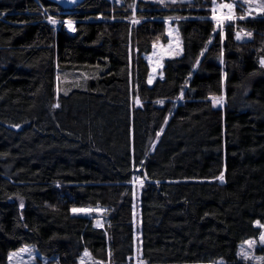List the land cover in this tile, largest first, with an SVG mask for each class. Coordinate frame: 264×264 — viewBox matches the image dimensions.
<instances>
[{
	"label": "trees",
	"instance_id": "16d2710c",
	"mask_svg": "<svg viewBox=\"0 0 264 264\" xmlns=\"http://www.w3.org/2000/svg\"><path fill=\"white\" fill-rule=\"evenodd\" d=\"M124 2L0 0V264L23 246L129 264L135 174L144 264H237L264 226V16H234L221 39L200 5L140 3L133 26ZM167 19L182 53L149 86L142 56ZM88 206L108 210L105 227L70 212Z\"/></svg>",
	"mask_w": 264,
	"mask_h": 264
},
{
	"label": "rangeland",
	"instance_id": "374dc122",
	"mask_svg": "<svg viewBox=\"0 0 264 264\" xmlns=\"http://www.w3.org/2000/svg\"><path fill=\"white\" fill-rule=\"evenodd\" d=\"M109 2H113L117 5V7H123L124 4H128L124 2V0H108ZM148 4L155 8H168V7H177L181 8L183 6L192 7V6H202L205 9L209 10L210 16L209 20H211L214 24V29L216 33L220 34V38H223L225 32V24L229 22L228 19H221L220 23L218 24L216 20H213V7L216 8L215 15L220 18L223 17V8L221 5L223 4H231L233 6L232 14L235 19H250V18H257L258 16H264V11H260V8L264 6V0H131V5L128 6V10L131 13L132 18L130 19V23L134 26L142 22L143 20L137 17V4ZM199 8V7H197ZM201 8V7H200ZM226 9V8H225ZM228 10V9H227ZM243 17V19H241ZM48 21L52 24L55 28H59L60 26L64 27V29L69 33L72 34L75 27V22L67 20L63 23L59 21H55V23L50 22L49 18ZM71 22L72 30L69 29L68 24L66 22ZM164 24V37L165 40L162 41L161 39L154 42L152 45L150 53L143 55L142 58L145 60L149 67V75L147 79V84L150 86L152 85L157 79L162 78V69L164 63L168 59L177 58L182 53V43L179 36V32L177 29V22L175 19H167L163 21ZM240 33V32H239ZM236 34H234V40L237 42ZM240 41L248 40L249 36L246 34H242ZM215 98V97H213ZM213 98L211 101L214 103ZM214 105L216 107L222 106L223 99L216 98ZM162 102V103H161ZM182 102V96L172 102V106L176 104H180ZM165 101L157 102L158 106H163ZM161 132V131H160ZM159 132V133H160ZM158 136L153 140L151 147L154 146ZM218 182H222V180L218 179ZM146 182L143 178H140L138 174H135L132 178L131 183L129 184L132 188L133 193V209H134V216H133V228H134V239H135V246H134V255L129 264H144L140 260V232H139V209H138V201L140 197L141 190L145 186ZM73 209H85L88 211H78L73 212ZM71 214L73 216H81L86 217L91 220L92 223L98 228L105 227L107 220L109 219V212L106 208H102L99 206L95 207H76L71 209ZM256 227L260 229V234L255 239H249L244 243L240 244L236 250V259L237 264H264V240H261V234L264 233V226L260 224H256ZM251 242V243H249ZM21 249H27L28 251H21ZM13 255L12 259L9 260L10 254ZM84 252L80 258L78 259L77 264H98L95 263L89 254L85 255ZM6 259V264H57L56 261L53 259H46L42 257L34 247L32 246H23L18 250L10 253ZM212 264H228L225 262H217Z\"/></svg>",
	"mask_w": 264,
	"mask_h": 264
},
{
	"label": "snow or ice",
	"instance_id": "6c2138e0",
	"mask_svg": "<svg viewBox=\"0 0 264 264\" xmlns=\"http://www.w3.org/2000/svg\"><path fill=\"white\" fill-rule=\"evenodd\" d=\"M161 3H163V0H161ZM221 8H226V9H228V15H227V16H223V17L218 18V17L215 15V13H216V8L213 7V9H212V11H213V17H212V19H213V20H216L218 24L220 23L221 19H228V20L233 19V14H232L233 6H232L231 4H223V5H221ZM260 11H264V6H262V7L260 8ZM241 19H243V17H241ZM49 20H50V22L55 23V21L52 20L51 17H49ZM66 23L68 24L69 29L72 30L71 22L69 21V22H66ZM246 35L251 36L252 34H251V33H246ZM236 39H237V40L241 39V35H240L239 32H237V34H236ZM221 62H223V61H221ZM260 63H261L262 66H264V59H261ZM220 99L222 100L223 97H221ZM213 101H214V103L217 102V101H216V98H213ZM137 103H139V101H137ZM161 103H162V102H161ZM56 106H58V105H56ZM17 127H18V126H17ZM218 178H219L220 180H223V178H224L223 173H221L220 177H218ZM72 211H73V212H78V211H88V210H85V209H73ZM261 240H264V233L261 234ZM249 243H251V242H249ZM21 251H28V250H27V249H21ZM13 255H18V253H16V254H10V255H9V260L12 259ZM85 255H87V253H85Z\"/></svg>",
	"mask_w": 264,
	"mask_h": 264
},
{
	"label": "water",
	"instance_id": "95a60500",
	"mask_svg": "<svg viewBox=\"0 0 264 264\" xmlns=\"http://www.w3.org/2000/svg\"><path fill=\"white\" fill-rule=\"evenodd\" d=\"M41 1H46L62 9H68L71 6L81 3L83 0H41Z\"/></svg>",
	"mask_w": 264,
	"mask_h": 264
},
{
	"label": "built area",
	"instance_id": "2783aa9c",
	"mask_svg": "<svg viewBox=\"0 0 264 264\" xmlns=\"http://www.w3.org/2000/svg\"><path fill=\"white\" fill-rule=\"evenodd\" d=\"M223 16H227L228 15V10L223 8V12H222ZM240 40H237V43H240Z\"/></svg>",
	"mask_w": 264,
	"mask_h": 264
}]
</instances>
